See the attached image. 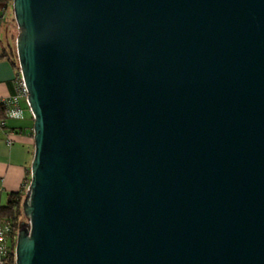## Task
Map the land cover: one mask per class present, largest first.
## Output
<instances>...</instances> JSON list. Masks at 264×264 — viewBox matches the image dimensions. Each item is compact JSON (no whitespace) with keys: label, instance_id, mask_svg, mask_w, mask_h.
<instances>
[{"label":"water","instance_id":"95a60500","mask_svg":"<svg viewBox=\"0 0 264 264\" xmlns=\"http://www.w3.org/2000/svg\"><path fill=\"white\" fill-rule=\"evenodd\" d=\"M34 157L16 264H264V0H13Z\"/></svg>","mask_w":264,"mask_h":264},{"label":"crops","instance_id":"0c3cea01","mask_svg":"<svg viewBox=\"0 0 264 264\" xmlns=\"http://www.w3.org/2000/svg\"><path fill=\"white\" fill-rule=\"evenodd\" d=\"M6 36L0 31V55L8 48ZM16 68L8 57L0 56V98L14 94L13 80ZM21 120H9L8 128L0 125V186L3 191L0 195V207L7 203L9 194L19 191L25 184L28 171L34 157V138L30 134L33 126L31 116ZM8 129L13 131L8 133ZM12 139V144L7 139Z\"/></svg>","mask_w":264,"mask_h":264},{"label":"built area","instance_id":"2783aa9c","mask_svg":"<svg viewBox=\"0 0 264 264\" xmlns=\"http://www.w3.org/2000/svg\"><path fill=\"white\" fill-rule=\"evenodd\" d=\"M13 9V0L6 2L0 6V21L4 22ZM15 92L9 97L0 98V106L4 108L3 116L0 117V125L7 128L9 120H21L26 117L25 110L30 111L33 118L32 110L29 102V90L27 88L22 69L19 65L16 70V76L13 80ZM24 103V104H23ZM25 105V106H24ZM12 134L11 129L7 130ZM12 139L8 137L7 143L12 144ZM30 182L26 186V193L29 191ZM3 188L0 186V195ZM17 234L11 220H0V264H16V244ZM13 258V261H11Z\"/></svg>","mask_w":264,"mask_h":264},{"label":"trees","instance_id":"16d2710c","mask_svg":"<svg viewBox=\"0 0 264 264\" xmlns=\"http://www.w3.org/2000/svg\"><path fill=\"white\" fill-rule=\"evenodd\" d=\"M8 1H10V0H0V6L5 4ZM1 23L2 22L0 21V24ZM0 56L8 57L10 59V61L12 62V64L14 65V67L16 68V70H18L19 64L16 60L17 55L14 52H12L10 45H8V48H6V53H4ZM3 110H4V108L2 106H0V117L3 116ZM31 118H32V116H31ZM33 125H34V119H33ZM7 128H8V126H7ZM30 134L33 137V135H34L33 126L31 127ZM30 180H31V169H29V171H28V176L25 180V184L22 187V189L19 191L11 192L9 194V199H8L7 203L0 207V220H2V219L11 220L16 233L18 232V228L20 225V222L18 219L22 213V205H23L22 202H23L24 196L26 195V192H25L26 186L28 185V182H30ZM11 261H13V258Z\"/></svg>","mask_w":264,"mask_h":264},{"label":"rangeland","instance_id":"374dc122","mask_svg":"<svg viewBox=\"0 0 264 264\" xmlns=\"http://www.w3.org/2000/svg\"><path fill=\"white\" fill-rule=\"evenodd\" d=\"M0 31H2L3 34L6 36V39H7L8 43L12 49V52H14L17 55L16 60L19 64L18 53H17V39H18V35H19V27H18L17 21L15 19L13 9L10 10L9 15L7 16V19L0 24ZM25 112H26V117L31 116V113H30V111H28V109H26ZM22 121H24V120H21V122ZM18 220L20 222L18 231L23 227L29 226V224H30V217L25 215L24 210H23V205H22V213L19 216Z\"/></svg>","mask_w":264,"mask_h":264}]
</instances>
